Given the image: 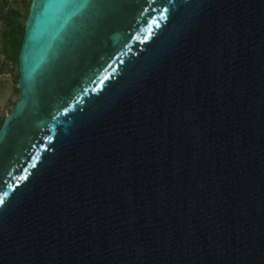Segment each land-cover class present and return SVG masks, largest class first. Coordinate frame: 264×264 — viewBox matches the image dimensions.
Wrapping results in <instances>:
<instances>
[{
	"label": "water",
	"instance_id": "obj_1",
	"mask_svg": "<svg viewBox=\"0 0 264 264\" xmlns=\"http://www.w3.org/2000/svg\"><path fill=\"white\" fill-rule=\"evenodd\" d=\"M0 126V264H264V0H32Z\"/></svg>",
	"mask_w": 264,
	"mask_h": 264
},
{
	"label": "rangeland",
	"instance_id": "obj_2",
	"mask_svg": "<svg viewBox=\"0 0 264 264\" xmlns=\"http://www.w3.org/2000/svg\"><path fill=\"white\" fill-rule=\"evenodd\" d=\"M32 0H0V9L5 4L16 10V21L25 23ZM7 6V7H6ZM3 9V11H5ZM6 26L0 19V31ZM18 65L14 59L8 58L1 50L0 36V117L6 116L13 108L19 95V83L17 79Z\"/></svg>",
	"mask_w": 264,
	"mask_h": 264
},
{
	"label": "trees",
	"instance_id": "obj_3",
	"mask_svg": "<svg viewBox=\"0 0 264 264\" xmlns=\"http://www.w3.org/2000/svg\"><path fill=\"white\" fill-rule=\"evenodd\" d=\"M3 9H5V4H3L0 9V19H2L6 24L4 29L0 31L1 50L8 58H12L15 60V62H17V56L23 38L25 23L16 21L17 13L12 7H7L5 11H3ZM4 117L5 116L0 117V126Z\"/></svg>",
	"mask_w": 264,
	"mask_h": 264
},
{
	"label": "snow or ice",
	"instance_id": "obj_4",
	"mask_svg": "<svg viewBox=\"0 0 264 264\" xmlns=\"http://www.w3.org/2000/svg\"><path fill=\"white\" fill-rule=\"evenodd\" d=\"M3 203H4L3 199H0V204H3Z\"/></svg>",
	"mask_w": 264,
	"mask_h": 264
}]
</instances>
